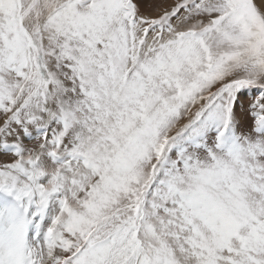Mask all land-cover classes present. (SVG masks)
<instances>
[{
  "label": "snow or ice",
  "instance_id": "snow-or-ice-1",
  "mask_svg": "<svg viewBox=\"0 0 264 264\" xmlns=\"http://www.w3.org/2000/svg\"><path fill=\"white\" fill-rule=\"evenodd\" d=\"M0 264H264V0H0Z\"/></svg>",
  "mask_w": 264,
  "mask_h": 264
}]
</instances>
